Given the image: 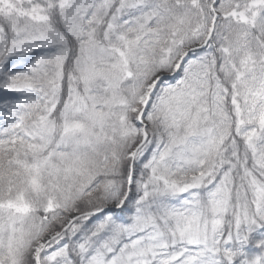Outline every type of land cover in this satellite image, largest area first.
I'll use <instances>...</instances> for the list:
<instances>
[{
    "label": "snow or ice",
    "instance_id": "snow-or-ice-1",
    "mask_svg": "<svg viewBox=\"0 0 264 264\" xmlns=\"http://www.w3.org/2000/svg\"><path fill=\"white\" fill-rule=\"evenodd\" d=\"M0 264H264V0H0Z\"/></svg>",
    "mask_w": 264,
    "mask_h": 264
}]
</instances>
